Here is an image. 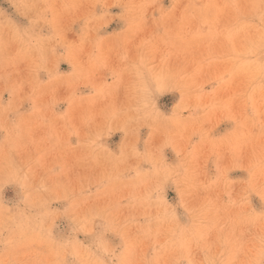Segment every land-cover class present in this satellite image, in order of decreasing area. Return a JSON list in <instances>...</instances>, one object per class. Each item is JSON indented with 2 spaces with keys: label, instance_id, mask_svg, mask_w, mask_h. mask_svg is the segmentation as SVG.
Here are the masks:
<instances>
[{
  "label": "rangeland",
  "instance_id": "1",
  "mask_svg": "<svg viewBox=\"0 0 264 264\" xmlns=\"http://www.w3.org/2000/svg\"><path fill=\"white\" fill-rule=\"evenodd\" d=\"M0 264H264V0H0Z\"/></svg>",
  "mask_w": 264,
  "mask_h": 264
}]
</instances>
